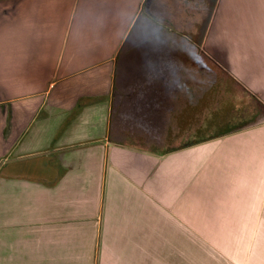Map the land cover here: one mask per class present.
<instances>
[{
	"label": "crops",
	"instance_id": "obj_1",
	"mask_svg": "<svg viewBox=\"0 0 264 264\" xmlns=\"http://www.w3.org/2000/svg\"><path fill=\"white\" fill-rule=\"evenodd\" d=\"M156 6L160 34L170 16L200 21L199 0H0L16 23L0 34V264H97L105 236L127 224L134 246L156 211L163 246L187 232L233 264H264V124L161 158L107 139L113 88L127 85L116 54L152 33ZM206 38L232 87L263 103L264 0H217Z\"/></svg>",
	"mask_w": 264,
	"mask_h": 264
},
{
	"label": "rangeland",
	"instance_id": "obj_2",
	"mask_svg": "<svg viewBox=\"0 0 264 264\" xmlns=\"http://www.w3.org/2000/svg\"><path fill=\"white\" fill-rule=\"evenodd\" d=\"M199 2L202 6L199 23L187 21L176 25L170 16L169 28L171 27L172 33L169 34L159 33L160 26L163 25L159 22L158 14L161 8L159 6L152 8L154 22L151 23L152 33L145 42L148 45L143 67H135L140 56L137 54L139 52L134 54L133 49L120 52V48L115 57L117 65L123 64V69L131 71L127 85L118 91L120 93L118 96L122 95L121 98L118 97L119 108L116 103L113 105L111 119L113 133L110 136H117L125 145L144 149L145 152L156 150L154 153L157 154L154 155L157 158H161L171 149L181 147L198 131L215 132L213 127H208L209 124H215L213 121L215 112L221 118L222 125H229L231 121L232 124H237L252 120L256 114L251 97L233 88L227 80L229 76L227 72L216 66L209 58L208 53L211 51L209 40L204 39L201 46L197 43V29L206 18L208 10L206 0ZM12 9L14 7H9L8 12ZM3 13L6 12H2L0 7V34H14L16 32L14 14L9 18H3L1 17ZM175 29L177 34L173 33ZM184 82H188L189 87L196 92L193 95V99L196 100L193 104L191 103L193 99H190V103L182 106L183 112L178 120L172 119L170 116L175 110L174 97L180 95L177 85ZM115 131L119 135L114 134ZM158 161L159 159L157 163ZM157 163L153 164L152 169ZM132 201L134 202L133 198ZM132 207L133 204L127 211ZM131 219L133 222L134 216ZM167 224L170 235L175 227L169 221ZM137 225L140 227L136 230L138 232L135 235L134 246L128 245L127 224L124 226L120 224L123 230L111 234L113 239H106L105 236L102 259L100 261L98 255L97 264H233L214 246L209 247L203 242L199 246L196 242L192 245L195 237L187 232L175 241L177 244L180 242L178 248L163 246L160 235L163 234L165 223L161 221L157 211L152 215L149 225L144 222Z\"/></svg>",
	"mask_w": 264,
	"mask_h": 264
},
{
	"label": "trees",
	"instance_id": "obj_3",
	"mask_svg": "<svg viewBox=\"0 0 264 264\" xmlns=\"http://www.w3.org/2000/svg\"><path fill=\"white\" fill-rule=\"evenodd\" d=\"M201 27V23L199 25L198 30ZM197 30V32H198ZM149 37V34H128L124 44L121 47L120 52L124 51V50H134V54H139L138 56H140V60H137V65H135L136 68H141L144 66L145 64V50L147 48V45L145 42L147 40V38ZM199 37V34H198ZM198 37H197V43H198ZM210 62V61H209ZM213 62V61H212ZM214 63V62H213ZM215 64V63H214ZM217 66V64H216ZM134 67V68H135ZM130 69L125 70L123 69V64H119L117 67V71L115 72V79L116 80H128L129 75H130ZM189 74V72L185 75L187 77V75ZM185 77V80L187 81ZM183 78V77H182ZM229 83H236L231 77L228 76ZM118 84V81L116 82ZM177 84V83H176ZM178 86V90L181 93V95L184 98V102L183 104H188L190 103V99L191 97L196 93L192 87H189L188 82H184V83H180L177 85ZM120 88H123L121 86L115 85L113 88V92H114V96L115 98L120 94L118 91ZM190 88V89H189ZM189 92V93H188ZM246 92V91H245ZM249 97H251L252 102L254 103V106L256 108V114L254 116V118L252 120H248V121H243V122H239L237 124H232L233 122L231 121L229 123V125H222V120L221 118H219V116L216 114V112L213 114V117L215 118L214 123L215 124H209L208 127H213L215 130V132H200L198 131L195 135H193V138L186 140V142H184L182 144L181 147L176 148V149H171L169 152H173L176 151L178 149L184 148V147H189V146H194L203 142H207L213 139H217V138H221L224 136H227L229 134H232L233 132L236 131H241L243 130L245 127L250 126L251 124L255 123L256 121H264V104H262V102L260 100H258V98L252 94H248ZM188 98L186 101L185 99ZM196 99H193L191 101V103H195ZM186 110V108H185ZM157 118V117H154ZM170 118L175 119V115L173 113L172 116H170ZM160 119V118H158ZM167 134V132H166ZM167 136V135H166ZM165 136V137H166ZM107 139L109 140V142L111 143H115V144H119V145H123L125 144L120 138H118L117 136H110V134L107 136ZM150 153L153 154H157L154 152H157L156 150H151L149 151Z\"/></svg>",
	"mask_w": 264,
	"mask_h": 264
},
{
	"label": "water",
	"instance_id": "obj_4",
	"mask_svg": "<svg viewBox=\"0 0 264 264\" xmlns=\"http://www.w3.org/2000/svg\"><path fill=\"white\" fill-rule=\"evenodd\" d=\"M217 0H210V7H209V12L208 15L206 16V19L203 21L201 28H200V34L198 37V44L201 46L203 44V41L205 39L206 33H207V29L209 27L211 18H212V14L214 11V8L216 6ZM264 124V121L260 120V121H256L255 123L251 124L250 126L245 127L243 130L258 126Z\"/></svg>",
	"mask_w": 264,
	"mask_h": 264
},
{
	"label": "flooded vegetation",
	"instance_id": "obj_5",
	"mask_svg": "<svg viewBox=\"0 0 264 264\" xmlns=\"http://www.w3.org/2000/svg\"><path fill=\"white\" fill-rule=\"evenodd\" d=\"M207 1V5H208V10H207V13H206V16L208 15V12H209V7H210V0H206ZM202 12V11H201ZM206 19V18H205ZM204 19V20H205ZM203 20V21H204ZM203 21H202V23H203ZM202 25V24H201ZM201 28V27H200ZM198 30V29H197ZM198 34H200V29L198 30Z\"/></svg>",
	"mask_w": 264,
	"mask_h": 264
}]
</instances>
